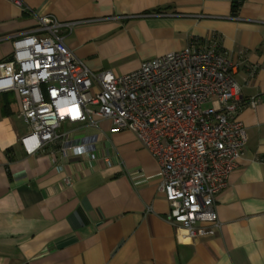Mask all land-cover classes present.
Listing matches in <instances>:
<instances>
[{
	"label": "crops",
	"instance_id": "0c3cea01",
	"mask_svg": "<svg viewBox=\"0 0 264 264\" xmlns=\"http://www.w3.org/2000/svg\"><path fill=\"white\" fill-rule=\"evenodd\" d=\"M20 1L0 0V80L11 73L13 40L36 26L26 10L75 22L58 35L94 72L123 75L216 44L236 64L247 143L215 197L220 229L179 243L160 167L132 132L94 117L76 137L93 140L97 160L26 154L19 97L0 86V264H264V0H245L234 16L231 0Z\"/></svg>",
	"mask_w": 264,
	"mask_h": 264
},
{
	"label": "built area",
	"instance_id": "2783aa9c",
	"mask_svg": "<svg viewBox=\"0 0 264 264\" xmlns=\"http://www.w3.org/2000/svg\"><path fill=\"white\" fill-rule=\"evenodd\" d=\"M26 11L36 26L13 40L5 63L11 73L0 80L19 97L17 116L28 128L20 139L26 154L44 153L55 164L67 158L95 161L93 140L77 138L76 130L96 126L94 117L110 120L114 131L132 132L159 165L158 189L177 242L215 235L221 227L215 197L247 143L236 64L216 44L189 45L145 60L127 74L94 72L58 35L75 22ZM257 104L254 98L248 102ZM67 124L77 127L63 128ZM104 161L112 164L108 157Z\"/></svg>",
	"mask_w": 264,
	"mask_h": 264
},
{
	"label": "trees",
	"instance_id": "16d2710c",
	"mask_svg": "<svg viewBox=\"0 0 264 264\" xmlns=\"http://www.w3.org/2000/svg\"><path fill=\"white\" fill-rule=\"evenodd\" d=\"M245 0H231V10L233 16L236 15V12L238 8L243 4ZM10 149H7L6 152L7 154L9 153Z\"/></svg>",
	"mask_w": 264,
	"mask_h": 264
},
{
	"label": "rangeland",
	"instance_id": "374dc122",
	"mask_svg": "<svg viewBox=\"0 0 264 264\" xmlns=\"http://www.w3.org/2000/svg\"><path fill=\"white\" fill-rule=\"evenodd\" d=\"M208 106H209V102L206 103L203 107L205 108V107H208ZM63 128H68V126L64 125Z\"/></svg>",
	"mask_w": 264,
	"mask_h": 264
}]
</instances>
